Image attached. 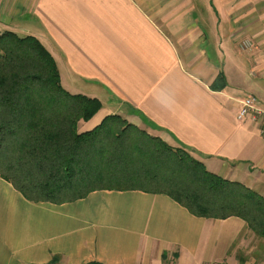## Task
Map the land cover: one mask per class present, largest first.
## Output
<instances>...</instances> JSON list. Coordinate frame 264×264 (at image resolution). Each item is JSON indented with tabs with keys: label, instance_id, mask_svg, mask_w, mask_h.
I'll use <instances>...</instances> for the list:
<instances>
[{
	"label": "crops",
	"instance_id": "0c3cea01",
	"mask_svg": "<svg viewBox=\"0 0 264 264\" xmlns=\"http://www.w3.org/2000/svg\"><path fill=\"white\" fill-rule=\"evenodd\" d=\"M4 31L37 37L70 93L264 196V120L239 118L247 96L264 109V0H0ZM253 238L162 193L33 202L0 177V264H249Z\"/></svg>",
	"mask_w": 264,
	"mask_h": 264
},
{
	"label": "trees",
	"instance_id": "16d2710c",
	"mask_svg": "<svg viewBox=\"0 0 264 264\" xmlns=\"http://www.w3.org/2000/svg\"><path fill=\"white\" fill-rule=\"evenodd\" d=\"M226 85L220 74L213 87ZM102 108L100 99L62 86L37 37L0 32V177L25 198L60 204L98 189H140L166 194L198 217H239L264 239V196L118 114L80 128Z\"/></svg>",
	"mask_w": 264,
	"mask_h": 264
},
{
	"label": "built area",
	"instance_id": "2783aa9c",
	"mask_svg": "<svg viewBox=\"0 0 264 264\" xmlns=\"http://www.w3.org/2000/svg\"><path fill=\"white\" fill-rule=\"evenodd\" d=\"M241 46L244 49H252L254 43L249 39L241 40ZM252 116L254 120H264V109L259 105V101L255 96H247L241 100V107L239 112V118L243 119L247 116ZM263 134H264V122H263ZM205 264H220L215 262H207Z\"/></svg>",
	"mask_w": 264,
	"mask_h": 264
},
{
	"label": "rangeland",
	"instance_id": "374dc122",
	"mask_svg": "<svg viewBox=\"0 0 264 264\" xmlns=\"http://www.w3.org/2000/svg\"><path fill=\"white\" fill-rule=\"evenodd\" d=\"M108 110L106 109V107L102 108V110L91 120L90 124L87 126V129H91L93 128L95 125H97L101 119L103 117H105L106 115H108ZM260 244H262V249H264V239L263 238H260L258 236H256L254 234V238H253V253L256 254L257 256V262L256 261H252V262H249V264H261V261L259 259V256L260 255H263L264 253L262 252V250H260L261 248L259 247ZM252 250V249H251ZM246 261H242V264H245ZM264 264V263H262Z\"/></svg>",
	"mask_w": 264,
	"mask_h": 264
}]
</instances>
